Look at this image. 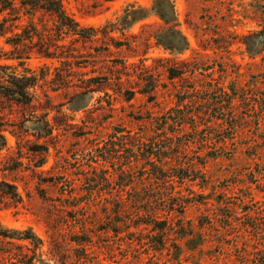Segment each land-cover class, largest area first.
Returning a JSON list of instances; mask_svg holds the SVG:
<instances>
[{
    "label": "rangeland",
    "instance_id": "374dc122",
    "mask_svg": "<svg viewBox=\"0 0 264 264\" xmlns=\"http://www.w3.org/2000/svg\"><path fill=\"white\" fill-rule=\"evenodd\" d=\"M62 2L80 29L93 33V37L99 34L102 39L106 38L115 31L113 21H118L119 38L112 35L110 46L104 39L92 47L85 58L77 61V68L83 66V71L95 73L93 65L110 64L112 67L106 74L96 73L88 82L94 87H103L115 75L116 81L128 83V87L118 90L125 105L138 109L129 112L127 120L140 131H144L142 125L146 120L151 121L150 114L159 118L174 115L179 109L192 113L188 123H172L189 130L177 144L196 138L194 142L201 145L199 156L193 157L198 167L193 170L189 169L190 165L181 167L188 177L181 183L178 178L174 179L173 192L177 186L192 185L190 189L185 188L187 195L184 196L137 192L128 184L124 187L128 189L123 194L127 201L124 212L117 209L121 206L120 200H111L108 196L106 189L110 185L94 186L102 183L104 176L90 178L83 189L85 194L72 200L66 199L65 193L72 196L75 189L69 191L63 176H44L46 180L53 177L54 182L43 185L46 190L43 199L36 191V181L34 212L29 210L20 215L0 209V237L8 242L0 247L4 258L0 264H37L41 254L47 257L60 249L63 255L59 264H112L114 259L116 264H153L150 254L157 257L155 264H188L193 258L194 264H246L243 257L249 244L253 249L261 248L255 252L252 264H264V122L257 119V112L261 111L257 91H264V28L254 20L246 23V17L240 18L238 0H192L191 4L189 0H176L173 29L188 42L186 50L178 54L158 44L154 30L165 23L151 12L154 0ZM249 7L264 17L261 0H253ZM129 29H132L130 36ZM171 29L161 33L169 39L173 35ZM93 37L79 40L78 36L77 44L89 47ZM211 81L213 86L224 88L226 100L233 98L232 106L226 102L225 112L217 110L224 119L212 117L206 111L204 100L221 96V88L214 92L205 90L206 85H212ZM140 100L144 103L138 104ZM106 104L111 108V101ZM161 108H164L163 114L159 113ZM119 111L123 113L124 109L121 107ZM109 118L110 115L105 117ZM116 132L125 136L133 134L129 127L116 128ZM123 179L120 178L118 187L125 185ZM100 193H105L104 206L93 203L89 216L84 201ZM29 199L31 194L24 196L23 203ZM183 201V209L170 212L173 203ZM151 202L160 222L169 219L165 233L158 226L154 229L145 224ZM34 215L49 221L52 229L58 230L66 241L53 242L48 236L49 224H35ZM12 224L19 226L9 227ZM13 241L19 255H12ZM52 260L56 264L55 255ZM40 264H48V260H41Z\"/></svg>",
    "mask_w": 264,
    "mask_h": 264
},
{
    "label": "clouds",
    "instance_id": "9594fccd",
    "mask_svg": "<svg viewBox=\"0 0 264 264\" xmlns=\"http://www.w3.org/2000/svg\"><path fill=\"white\" fill-rule=\"evenodd\" d=\"M252 2L253 0H238L240 18L246 17V23L254 20L264 28V17L256 15L249 7ZM261 2L264 3V0ZM175 3L176 0H168V7L174 9ZM189 3L191 4L192 0H189ZM13 6L19 8V3H14ZM5 18H8V24L5 25L7 31L0 35V63L11 62L12 66L7 71H0V84L9 86L10 77L20 80L28 78L31 83L24 89V97L20 98L21 103L18 106L0 97V182L17 183L20 196L31 194L32 199L17 206L11 197L0 190V209L6 208L20 215H24L29 210L34 212V185L37 179L56 175L65 178L64 184L69 191L75 189L72 196L65 193V198L68 200L82 197L85 194L83 189L87 187L86 181L94 176L106 177L100 183V187L111 186L106 189L111 200H122L123 194L128 190L123 186H117L121 177L126 178L129 187L137 192L187 195L185 188L190 189L191 184L177 186V191L173 192L172 173L179 167L189 165L198 167L193 157L199 156L198 149H201V145L195 142L191 145L176 142L180 137L186 136L189 130L179 128L169 121L157 131L158 121L146 120L142 125L144 131H140L139 127L127 120L128 113L138 109L125 105L122 93L118 90L121 87H128V83L123 80L116 81L115 75H112L108 84L103 87H94L88 82L92 75L96 73L104 75L112 66L93 65L95 73L85 72L82 70L83 66L81 68L76 66L77 61L85 58L92 47L103 43L104 39L110 46L112 35L119 38L121 27L118 21H113L116 25L115 31L110 32L109 36L102 39L97 34L89 42L91 46L80 47L77 44L78 32L62 27L57 34L58 22L55 20L50 22L47 17L32 15L22 20L18 29L8 12L0 15V23H3ZM26 23L33 24L36 28L30 38L23 39L18 46H10L6 43L9 37L17 35L18 30L22 32ZM173 27H175L174 23L162 24L154 30V34L158 36ZM128 34L132 35V29H129ZM147 42H150V37ZM80 43L83 44L82 41ZM41 47L44 48L43 52ZM48 52L54 54V59H45ZM131 79L134 80V77ZM176 91L179 89L177 88ZM171 93L170 89L169 94ZM25 98L30 100V103L25 104L23 102ZM106 101H111V108L107 106ZM137 103L143 104L144 101L140 100ZM121 107L124 109L123 113L119 111ZM147 110L145 108V111ZM163 112L164 108H161L159 113L163 114ZM109 115L110 118L106 120L105 117ZM124 127H129L133 134L125 136L119 132L114 133V129ZM169 128L174 131L169 133ZM153 137L160 145V151L168 153L166 159L159 152L146 155L145 149ZM33 145H44L47 151L30 152L29 149ZM177 148L180 150L179 153L173 155ZM41 160L45 161V166L37 167L38 161ZM13 161H21L23 167L10 176L4 169ZM156 169L166 170L169 180L157 179L153 174ZM141 172H143L142 176ZM39 186L43 187V185ZM58 190L59 185H57ZM104 196L105 193H100L99 196H91L89 200L84 201L88 205L85 211L89 216L93 211V203L97 207L104 206L102 203ZM85 219L87 220V217ZM33 222L37 225L42 222L48 223L51 229L48 231V236L53 242H59L61 239L66 241V237L62 238L59 231L52 229L51 223L42 221L39 215H34ZM18 226L9 225V227ZM15 243L13 241L11 245L12 255H19L15 251ZM6 245L8 242L0 237V247ZM259 251H261L259 246L253 249L249 244L248 251L243 257L246 264H252L255 252ZM53 255L56 256V264H59L63 249L58 253H50L47 257L41 254L37 264L44 259L48 260V264H53ZM0 259H4L2 255ZM149 259L155 264L157 257H152L150 254ZM194 260L195 258L189 260L188 264H194ZM112 264H116L115 259Z\"/></svg>",
    "mask_w": 264,
    "mask_h": 264
},
{
    "label": "trees",
    "instance_id": "16d2710c",
    "mask_svg": "<svg viewBox=\"0 0 264 264\" xmlns=\"http://www.w3.org/2000/svg\"><path fill=\"white\" fill-rule=\"evenodd\" d=\"M17 2L19 3V8H16L13 6L14 3H17ZM3 12L9 13V17L12 18L13 24L17 25L18 29L20 27V22L22 20H25L29 16L36 15L37 17H48L51 20L57 21L58 22V26H56L57 34H59L62 27H67L70 29H74L78 32L79 40L91 39L94 35L93 33L88 34L87 30L80 29L79 25L74 21V19L67 14L63 6L62 0H44V2H41V0H0V15H2ZM151 12L159 16L165 24L174 22V19H172L174 16V9H170L168 7V0H154L153 6L151 8ZM144 18H147V16L143 17L142 19ZM7 24H8V18H5L3 20V23H0V35H3L5 31H7V29L5 28V25ZM174 29L173 28L171 29V31H173V35L169 37V39L163 33H160L158 36H156V38H157L159 45L165 47V49L173 53L180 54L186 50V48L188 47V42L186 38L179 31L175 32ZM35 31H36V28L33 24L26 23V25L23 28V31L21 32L18 30L17 35L15 37H9V40L6 41V43H8L10 46H18L19 44L22 43L23 39L30 38L32 32H35ZM43 51H44V48L41 47V52ZM45 58H54V54L52 52H48ZM11 66L12 65L0 64V71H7V69L10 68ZM20 66L23 67V65H20ZM175 77L176 76H173L172 78H175ZM29 83H31V81L28 78L20 80L15 77H10L8 80L9 86L0 84V97H3L4 100L18 106L21 103L20 98L24 97V89L28 86ZM210 84H212V81L210 82ZM205 88L207 92H214L217 88H221L220 97H210L209 99L204 100V104L207 108L206 111L210 112L209 115L213 114V116L211 115L212 117H216L217 119H224L223 117H219L220 113H218L217 110L219 112H225L226 102L229 103V106H232L231 102L233 98H229L231 97V95L228 94L229 99L228 100L225 99L227 94L224 88L221 87V85L213 86V84L212 85L208 84L206 85ZM257 93H258L257 97L261 105V111L257 112V119L262 120L264 122V91L258 90ZM244 100H246V97ZM23 102L27 104V103H30V100L25 98ZM193 105L194 103L193 101H191V106ZM186 106L188 107L189 104H187ZM230 108L233 109L232 107ZM189 116H192V113H187V112L185 113L184 110L182 111L181 109L180 111L179 109V112H176V114L174 115L171 113V114L163 115L159 118L154 117L153 114H150L149 119H151V121L152 120L158 121L157 131H160L161 128L167 125L169 121H174L176 124H179V125L180 123L181 125L188 123L187 120H189L188 119ZM168 130L171 131L172 129L169 128ZM196 132L198 133V131ZM194 140H196V138H193L192 140L187 141L188 142L187 144L194 142ZM178 144H184V143H178ZM29 151L33 153H38L41 151L46 152L47 148L44 145H33V147L29 149ZM179 151H180L179 148L175 149L173 152V155L178 154ZM156 152H159V154L162 155L165 159L168 157V153L160 151V145L155 142V137H153L152 141H150L148 146L146 147L145 153L146 155H153ZM44 165H45V161L41 160V161H38L36 166L43 167ZM22 167H23V163L21 161H13L5 167L4 171L7 172L11 176L12 174L17 173ZM193 168L194 167H190L189 169L193 170ZM183 170L185 169L181 167L175 168L172 173L173 178L174 179L178 178L180 180V183L181 181L183 182L186 177H188L186 172ZM153 174L157 179L165 180V181L169 180L168 173L164 169H156L154 170ZM51 178L53 179V177ZM52 179H49V180H46L44 178L37 179L38 181L36 185V191L41 198L45 199L46 190L44 187H40L39 185H44V184H49V182H54L52 181ZM124 179L122 180V182H125V185L122 184L123 187L129 184L128 180L126 178ZM58 184L60 183L58 182ZM99 185L100 183L97 182V184L94 186L99 187ZM0 190H2L6 196L11 197L12 200L17 203V205L23 203L24 196H20L17 183H12V182H7V181L0 182ZM165 196H168V195H165ZM17 197H19V200H17ZM137 199H139V197H137L136 200ZM120 204L121 206L117 207L118 210L120 208L119 211L124 212L125 210H127L126 209L127 201L122 199L120 200ZM184 204H185V201L180 202L179 204L173 203L172 204L173 209L170 208L169 210L170 212H172L178 208L183 209L184 207L182 206ZM151 205H152V202H151ZM147 209H148V221H146L145 224L147 226L152 225L154 229H156L158 226V230H162V232L165 233L167 229L166 225H168L169 219H164L163 221L160 222L157 209L152 208V207L151 209L150 207H147ZM159 225H162V226H159ZM26 239H31V237H26Z\"/></svg>",
    "mask_w": 264,
    "mask_h": 264
}]
</instances>
